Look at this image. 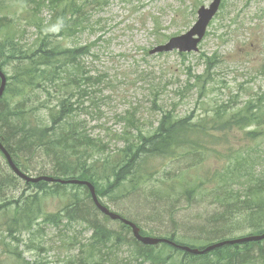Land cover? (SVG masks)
<instances>
[{
  "label": "rangeland",
  "instance_id": "obj_1",
  "mask_svg": "<svg viewBox=\"0 0 264 264\" xmlns=\"http://www.w3.org/2000/svg\"><path fill=\"white\" fill-rule=\"evenodd\" d=\"M212 2L104 0L102 4H87V17L80 28L68 23L66 38L61 37L62 45L84 46L88 50L80 65L88 78L90 93L84 103V98L80 102L83 105L78 119L82 120L88 135L106 145L110 156L123 146L120 139L125 137L124 132L134 136V127L152 132L164 111L172 112L177 118L193 113L197 120L214 114L218 108L232 114L249 104L252 110H261L264 121V0H221L219 11L197 52L150 53L170 38L185 34L197 21L198 9ZM25 3L26 0H0V17L7 16L11 20L6 31L9 35H16L27 48H33L39 29L56 32L61 21L55 18L53 9L44 4V0H38L35 5ZM208 57H215L216 65L210 72L205 92L200 94L198 88L202 84L189 79V72L195 76L203 74ZM252 130L254 127L215 133L220 138L216 150L210 148L208 153L191 155L190 161L195 158L199 162L191 167L186 166V158L179 161L156 158L151 163L159 170L156 175L147 172L144 183L134 189L124 182L123 191L107 196L104 191L99 196L100 201L110 211L132 219L151 236L166 237L175 232L176 239L183 241V236L191 234L184 230L203 226L209 216L229 209L217 203L216 192L227 162L235 157H251L256 162L254 173L264 174V127L263 134L254 141L246 136ZM235 150L242 152L236 154ZM30 160L26 167L28 175L50 174L52 169L47 160V164L34 157ZM0 169V179L5 173L11 185L5 193H0V200L1 194L15 199L21 194L34 193L23 181L7 174L9 170L1 156ZM242 180L234 183V191L243 189ZM200 183H204L200 191L202 197L194 194L188 203V199L181 196L182 186L187 188ZM212 191L215 192L209 193ZM45 205L49 212H56L61 202L48 199ZM96 217L116 229L114 231L120 230L118 223L105 220L98 213ZM155 217L161 221L157 223ZM5 221L0 214V264H67L78 253V249H71L67 244V238L76 237L73 244L77 245L75 243L87 242L91 234L87 224L81 221L63 223L59 227L47 225L33 235L23 233L18 244L6 239ZM251 232L244 227L234 230L228 238ZM189 241L196 247L205 243ZM108 252L107 264H143L133 257L128 245L111 248ZM79 263L76 258L74 264Z\"/></svg>",
  "mask_w": 264,
  "mask_h": 264
},
{
  "label": "trees",
  "instance_id": "obj_2",
  "mask_svg": "<svg viewBox=\"0 0 264 264\" xmlns=\"http://www.w3.org/2000/svg\"><path fill=\"white\" fill-rule=\"evenodd\" d=\"M37 1L26 0L25 4L35 5ZM44 2L53 9L55 18L61 23L56 32H42L39 29V36L33 48H27L16 35H9V31H6L11 20L7 16L0 17V69L5 70L8 75L4 94L0 98V141L17 166L22 167L24 163L31 161L30 158L34 157L35 152H43L42 157H37L36 161L41 160L46 164L48 161L53 177L88 180L95 184L96 194L100 196L105 190L99 188L98 182L102 178L94 177L96 175L107 177L108 186L113 189L122 186L124 182L142 184L147 172L151 171V175L159 172L151 165L156 158L172 159L183 155L196 157L208 153L210 148L216 150L220 138L215 133L223 134L233 128L245 130L254 127V130L246 133L250 141L263 134L262 112L260 109L252 110L249 104H246L243 110L232 114L218 108L214 114L197 120L193 113L177 118L172 112L164 111L152 132L143 135L140 128L134 127V132H137L136 138L132 140V137L124 138V147L118 149L114 158H111L104 151L105 145L101 144L99 147L85 132L82 120L78 119L82 105L90 93L86 83L88 78L85 77L80 65L82 57L88 50L84 46L66 47L61 43V37L66 38L68 23L80 28L87 17V4H102L104 0H44ZM86 47L90 48V45ZM215 59V57L205 59L203 74L195 76L189 72L191 75L189 79L194 78L197 84H202L198 88L200 94L205 92L210 81V72L216 65ZM40 123L43 124L42 127ZM235 152L238 154L242 151ZM198 163L195 161L194 164ZM255 165L256 162L251 157L239 159L235 157L223 166L216 185L217 203L229 209L209 216L203 226H192L190 230H184L191 232L186 234L189 239H204L207 243L222 240L244 225L252 230L250 235L263 233L264 174L257 176L253 171ZM6 176L4 173L3 179H0V193H5L11 187ZM232 176L236 179L233 180ZM240 178L243 179V189L234 191L232 186L239 182ZM147 181H150L149 178ZM203 184L187 188L182 186L181 196L188 200H191L194 194L202 197L200 191L204 189ZM26 185L28 189H33V194H21L15 199L0 201V214L6 218L4 231L10 233L6 238L19 244L21 242L19 237L23 233L32 235L31 232L38 231L33 230L34 226L46 224L58 227L61 225L58 223L59 220L66 225L81 221L86 223L89 229L92 228L86 220L77 215L85 201H87L85 205L93 208L86 188L73 184L46 182ZM213 192L215 191L209 193ZM48 199L64 202V206L56 212H49L45 205ZM26 202L30 205H26ZM251 212H257L260 216L259 223L254 224L245 220V216ZM153 219H156L157 223L161 221L157 217ZM11 222L16 228L7 230ZM29 222L35 223L31 225ZM120 227L130 234L128 227L123 225ZM141 232L146 234L144 231ZM202 234L204 236H201ZM170 237L181 246L198 250L204 247H196L190 241L189 243L178 241L175 232H172ZM130 239L131 242L125 245L131 247L133 257L143 264H232L233 256L240 257L253 251L256 255L251 256L243 264H264V240L225 246L211 253L196 256L166 244L142 246L133 238ZM73 240H76V237H68L66 242L71 246L74 245ZM86 243L89 253H85L83 246L81 248L85 253L84 264H103L106 255H109L108 251L122 245L117 235L113 238L105 232L98 233L94 230ZM97 249L101 253L95 255L93 252Z\"/></svg>",
  "mask_w": 264,
  "mask_h": 264
},
{
  "label": "bare ground",
  "instance_id": "obj_3",
  "mask_svg": "<svg viewBox=\"0 0 264 264\" xmlns=\"http://www.w3.org/2000/svg\"><path fill=\"white\" fill-rule=\"evenodd\" d=\"M0 72L5 76V79H6V81H7V73L5 72V70H2V69H0ZM32 124H34V122L32 123ZM31 124V125H32ZM40 126L42 127L43 126V124H41L40 123ZM141 130V129H140ZM135 134H134V136H132V134H128V133H124L123 135H125V137L124 138H131V140L132 139H134V138H136V136H137V132H134ZM141 134H143V135H145V134H147V132H143V130H141ZM90 136V135H89ZM91 137V136H90ZM92 138V137H91ZM124 138H121L120 140H122L123 141V146L122 147H120V148H123L124 147V145H125V140H124ZM92 139H94V138H92ZM95 141H96V139H94ZM96 143H97V145H99V147H101V144H103L102 143V141H96ZM0 144H1V146L3 147V149L6 151V153L9 155V157H10V159H11V161H12V163H13V165L19 170V172H21L23 175H25V176H27V177H29V178H40V177H49V178H52V179H55V180H57V179H62V178H55V177H53L51 174H52V170H50V174L49 175H47V174H40V175H37V176H35V177H33V176H30V175H28L27 173H26V167L27 166H29L30 165V162L31 161H29V162H27V163H24V165L22 166V167H19V166H17L16 164H15V162H14V160H13V158L11 157V155L9 154V152L6 150V148L4 147V145L1 143V141H0ZM105 145V144H104ZM105 147H106V145H105ZM119 148V149H120ZM104 151L106 152V148L104 149ZM36 154L34 155V157H35V159H37V157H42V155H43V152H40V151H38V152H35ZM42 153V154H41ZM108 154V153H107ZM116 154V153H115ZM109 155V154H108ZM0 156L2 157V159H3V161H4V163H5V166L7 167V169L9 170L8 172L9 173H7L9 176H11V177H15L14 178V180H17V179H19L20 181H23L25 184H28V183H31V184H35V183H32V182H25L24 180H22V179H20L18 176H16L13 172H12V170L10 169V167H9V165H8V163H7V161H6V159H5V156L2 154V152L0 151ZM110 156V155H109ZM115 156V155H114ZM114 156H110L111 158H114ZM190 157H191V155H183V156H180V157H177V161H179V160H181V159H187V163H186V166H188V165H192V164H194L195 163V158H193L191 161H190ZM173 159H175V158H172V159H170V161L171 160H173ZM190 163V164H189ZM49 170V169H48ZM94 177H101L102 178V180L100 181V182H98V185L100 186L99 188L100 189H104L105 191H106V196L107 195H111V194H113L115 191L117 192V191H123V186H120V187H118V188H116V189H113V187H109L108 186V182H107V180H106V178H104L103 176H100V175H96V176H94ZM108 179V178H107ZM78 180V179H77ZM79 182H84V183H88V184H90L95 190H96V186H95V184H92L90 181H88V180H85V179H81V180H78ZM39 182H44V181H39ZM39 182H36V183H39ZM46 183H48V184H53V183H49V182H46ZM55 183V182H54ZM129 185H130V188L131 189H134L137 185H139V184H132V183H128ZM74 185H77V186H80V187H83V188H86V190L88 191V187L86 186V185H81V184H74ZM123 185V184H122ZM89 192V191H88ZM115 192V193H116ZM7 198L4 196L0 201H4V200H6ZM191 202V200H188V203H190ZM85 204H87V201H85ZM83 205L81 208H80V210L78 211V216L80 217V218H82V219H84V220H86L87 222H88V225H90L92 228H90L89 230L91 231V234H92V230H94V231H97L98 233H101V232H105V233H107L110 237H116V235H117V239L121 242V244L122 245H125V244H129L130 242H131V239L130 238H133L137 243H139L140 245H142V246H146V245H143V244H141L140 242H138L134 237H133V235H132V232H131V229L129 228V226H127V225H125L124 223H122V221L121 220H112L111 218H109L107 215H105V214H103L100 210H98L94 205H92V209L94 210H92L89 206H87V205ZM104 208H106L110 213H112V214H114V215H117V216H119L121 219H123V220H126V221H128V222H130V223H133L138 229H139V233H140V235L142 236V237H148V238H156V239H163V240H167V241H169V242H172V243H174V244H176V242L170 237V236H166V237H154V236H151V235H149V234H147L144 230H142V229H140L139 228V226L137 225V223L136 222H134L132 219H129V218H127V217H125V216H123V215H121V214H117V213H114V212H112V211H110L109 209H108V207L106 206V205H104V204H102V203H100ZM168 204H170L169 202H168ZM26 205H30V203L29 202H26ZM1 206V205H0ZM64 206V202H61V205H60V208H62ZM87 210H89V212L87 211ZM100 214L103 218H105V220H109V221H113V222H116V223H118L119 224V231L120 232H118V233H115L114 231H111V230H116V229H112V228H110V227H108L103 221H101L100 219H98L97 217H96V214ZM91 214H92V216H91ZM243 217V216H242ZM245 220L246 221H248V222H252V223H254V224H257V223H259L260 222V216L257 214V212H251L250 214H247L246 216H245ZM35 222H29V224H31V225H33ZM58 223H60V224H62L63 222L62 221H58ZM120 225H123V226H126V227H128L129 228V230H130V236L128 235V233L126 232V230H124L123 228H121L120 227ZM43 226H47L46 224H41V225H39V226H34V228H33V230H38L37 232H39V230L41 229V227H43ZM59 227V226H58ZM244 227H246L245 225L244 226H242L241 227V229L242 228H244ZM14 228H16V226H14V224H13V222H11V224H10V226L7 228V230H9V229H14ZM103 228H105L106 230H104ZM6 230V231H7ZM238 230H240V229H238ZM141 231H144L146 234H143ZM252 231V230H251ZM34 233H36V232H31V234L33 235ZM6 234L7 235H9L10 233L9 232H6ZM11 234H13V235H16V234H14V233H11ZM90 234V235H91ZM251 233H249L248 235H244V236H240V237H236V238H228L229 236H227V237H224V239H222V240H213V241H211L210 243L208 242H205V240L204 239H202L205 243H204V247L203 248H201L200 250H203V249H205L206 247H208V246H211V245H214V244H217V243H220V242H224V241H231V240H236V239H240V238H243V237H247V236H260V235H262V234H264V231H263V233H258V235H250ZM201 236H204V234H202ZM184 239H186V240H184ZM182 240L183 241H189V240H191V239H189V237L188 236H183L182 237ZM261 241H263V240H261ZM253 242H260V241H253ZM246 243H251V242H245V243H238V244H234V245H240V244H246ZM75 244H77V245H71V249H74V250H76V249H78V253L77 254H74L73 256H72V258L73 259H70V261L67 263V264H74V262L76 261V258H79V261L81 262V263H79V264H84L85 262H84V256H85V253H89L88 252V245H87V243L85 242V243H83V244H81V242H78V243H75ZM161 244H166V245H169V246H171L170 244H168V243H159L158 245H161ZM78 245H81V246H83V248H84V251H85V253H84V251L81 249L82 247H80V246H78ZM176 245H178V244H176ZM157 246V245H156ZM181 246V245H180ZM225 246H233V245H225ZM225 246H222V247H225ZM80 247V248H79ZM171 247H173V246H171ZM184 247H187V246H184ZM222 247H220V248H222ZM37 248H39V249H41V247L40 246H37ZM217 249H219V248H216V249H214V250H212V251H210V252H207V253H205V254H208V253H211V252H213V251H215V250H217ZM180 251H182V250H180ZM183 252V251H182ZM93 253H95V255L96 254H100L101 253V251L99 250V249H97V250H94V252ZM256 252L255 251H253V252H249L248 254H245V255H243V256H240V257H235V256H233L232 257V260H231V263L232 264H243L244 262H246L247 260H249L250 259V257L251 256H253V255H256L255 254ZM205 254H203V255H205ZM199 256H202V255H199ZM110 261V257L109 256H107L106 255V257H105V260H104V264H107L108 262Z\"/></svg>",
  "mask_w": 264,
  "mask_h": 264
},
{
  "label": "water",
  "instance_id": "obj_4",
  "mask_svg": "<svg viewBox=\"0 0 264 264\" xmlns=\"http://www.w3.org/2000/svg\"><path fill=\"white\" fill-rule=\"evenodd\" d=\"M220 4H221V0H213V2L210 3L208 7H206V8L200 7L198 9V11L196 12L197 13V21L185 34L170 38L166 44L154 48L150 53L151 54H159V53H169V52L177 51L180 54H188L191 52H197L198 51V45L203 40L209 23L217 14L219 7H220ZM5 88H6V79H5V76L0 72V98L4 94ZM0 151L5 156V159L9 165L10 169L12 170V172L16 176H18L20 179L24 180L25 182L36 183L39 181H44V182H49V183L55 182V183H59V184L86 185L88 187V191H89L93 205L98 210H100L103 214H105L109 218H111L112 220H121L122 223L129 226V228L131 229L133 237L143 245L156 246L159 243H168L171 246L176 247L185 253L199 256V255H203L207 252H210L216 248H220V247L225 246V245H234V244H238V243L264 240V234H262L260 236H247V237H243V238L236 239V240L220 242V243L208 246L203 250H198V249H194V248L176 245L172 242H169V241L163 240V239L142 237L139 233V229L133 223H130L126 220H123L119 216L110 213L106 208H104L100 204V202L97 198L95 189L90 184L84 183V182H79L78 180H74V179L73 180H65V179L55 180V179H52L49 177L29 178V177L23 175L21 172H19V170L13 165L9 155L3 149L1 144H0Z\"/></svg>",
  "mask_w": 264,
  "mask_h": 264
}]
</instances>
